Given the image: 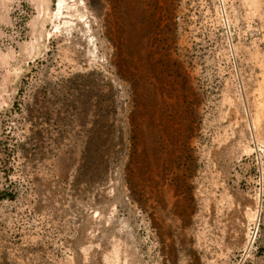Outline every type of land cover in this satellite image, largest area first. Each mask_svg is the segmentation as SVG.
Here are the masks:
<instances>
[{
	"label": "rangeland",
	"instance_id": "374dc122",
	"mask_svg": "<svg viewBox=\"0 0 264 264\" xmlns=\"http://www.w3.org/2000/svg\"><path fill=\"white\" fill-rule=\"evenodd\" d=\"M10 110L0 264H264V0H0Z\"/></svg>",
	"mask_w": 264,
	"mask_h": 264
},
{
	"label": "trees",
	"instance_id": "16d2710c",
	"mask_svg": "<svg viewBox=\"0 0 264 264\" xmlns=\"http://www.w3.org/2000/svg\"><path fill=\"white\" fill-rule=\"evenodd\" d=\"M16 109L17 110L20 109V105L19 104H16ZM11 119H13V118H12V111L10 110L7 113L3 114L2 117H1V120H0V125H1V128H2V135L4 136V140L1 141L0 144L2 145V147H4L3 149L5 151H7L8 156L10 155V152L13 153V152L17 151L18 147L24 146V145H26V143L28 141L33 140L32 136H27L23 140V142L16 141L13 138V136H12L13 135V133H12L13 127L9 125V123L11 122ZM7 131H8V133H6ZM9 141H15L13 146H12V148H11V150L8 149V142ZM33 141H34V143L32 145V149H33V151L35 153H37L38 150L40 149V146H39L38 141L36 139H34ZM5 171L8 172L9 169L8 170L5 169ZM9 196L12 197L11 192H5V193L1 192L0 193V198L9 197Z\"/></svg>",
	"mask_w": 264,
	"mask_h": 264
}]
</instances>
